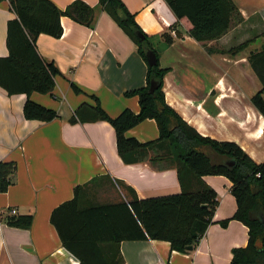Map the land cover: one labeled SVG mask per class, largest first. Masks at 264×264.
Returning a JSON list of instances; mask_svg holds the SVG:
<instances>
[{"label":"crops","instance_id":"0c3cea01","mask_svg":"<svg viewBox=\"0 0 264 264\" xmlns=\"http://www.w3.org/2000/svg\"><path fill=\"white\" fill-rule=\"evenodd\" d=\"M66 10L82 1L95 10L92 28L62 17L61 38L41 35L37 49L55 63L61 74L53 95L34 93L31 100L54 110L59 118L48 123L29 121L25 94L9 96L0 87V162L18 166L7 193H0V264H80L67 251L51 223L53 211L75 197V188L90 185L98 202L129 201L127 190L142 199L182 193L175 166L149 162L126 164L117 151L116 133L108 122L83 123L77 111L96 106L95 96L112 118L125 110L140 112L138 97L126 94L146 86L148 64L124 30L102 10L99 0H50ZM149 35L162 68L169 69L164 92L167 103L199 134L219 142L238 144L250 158L264 163V116L252 103L263 86L249 56L264 47V0H234L244 17L224 37L208 43L189 35L191 27L178 21L165 0H122ZM16 16L8 1L0 2V58L9 56L8 23ZM170 34L169 45L163 34ZM235 56L210 54L207 47L230 51L243 44ZM76 84L83 94L72 89ZM141 143L159 138L154 120L128 132ZM204 182L218 195L214 223L189 253L173 251L164 241H125L119 245L123 264H230L233 250L249 242V229L238 221L220 222L237 210L232 183L224 176H206ZM33 215L30 229L8 225L10 212ZM116 248H114L115 250ZM117 251V250H116Z\"/></svg>","mask_w":264,"mask_h":264},{"label":"trees","instance_id":"16d2710c","mask_svg":"<svg viewBox=\"0 0 264 264\" xmlns=\"http://www.w3.org/2000/svg\"><path fill=\"white\" fill-rule=\"evenodd\" d=\"M8 1L15 18L8 23L7 47L9 56L0 58V87L9 96L25 94L28 98L24 115L29 121L52 122L59 118L56 111L31 100L34 93L53 95L56 78L61 74L53 62L45 60L37 49L41 35L61 38L62 17L92 28L95 10L82 1L73 2L66 10L50 0ZM178 21H186L189 35L197 42L208 43L224 37L233 27L243 23L244 17L234 0H165ZM100 6L124 30L139 48L148 64L147 54L157 55L155 66L148 64L146 86L126 94L138 97L140 112L125 110L112 118L93 96L96 106L83 105L77 116L83 123L108 122L115 129L117 151L126 164L149 162L164 168L175 166L182 193L142 200L134 189L121 186L129 193V201L98 202L90 185L75 188V197L56 208L51 223L56 228L64 248L80 264H123L119 245L125 241H164L173 251L189 253L196 247L214 223L219 205L216 191L204 182L206 176H224L232 183L231 193L237 210L232 218L220 222L227 227L238 221L249 229V242L244 248L233 250L230 264H264V163L254 162L236 143L219 142L204 137L191 127L166 101L165 77L169 69L161 67L150 37L137 23L122 0H99ZM139 34L144 35L142 40ZM169 45L170 34H163ZM246 43L230 51L207 47L210 54L235 56ZM250 65L263 88L252 103L264 116V47L249 56ZM157 88L150 93L151 84ZM76 94L83 90L72 83ZM147 120H154L159 138L141 143L128 137V132ZM18 166L14 162H0V193H7L13 184ZM33 215L7 219L11 227L30 229ZM114 248H116L114 250ZM117 250V251H116Z\"/></svg>","mask_w":264,"mask_h":264},{"label":"water","instance_id":"95a60500","mask_svg":"<svg viewBox=\"0 0 264 264\" xmlns=\"http://www.w3.org/2000/svg\"><path fill=\"white\" fill-rule=\"evenodd\" d=\"M138 37H139L140 39H142V40L145 39L144 35H142V34H139ZM147 58H148V64H149L150 66H155V65H157V63H158L157 55H156L153 51H150V52L147 54ZM156 88H157V84H156V82H153V83L151 84L150 93H154V91L156 90ZM193 249H194V247H190V248H189V251H192Z\"/></svg>","mask_w":264,"mask_h":264},{"label":"built area","instance_id":"2783aa9c","mask_svg":"<svg viewBox=\"0 0 264 264\" xmlns=\"http://www.w3.org/2000/svg\"><path fill=\"white\" fill-rule=\"evenodd\" d=\"M17 214H18V211L17 210H12L11 212H10V217H15V216H17ZM9 218V217H8ZM5 219V216H4V214H3V212L2 211H0V226H1V224H2V221ZM7 220V219H6Z\"/></svg>","mask_w":264,"mask_h":264},{"label":"rangeland","instance_id":"374dc122","mask_svg":"<svg viewBox=\"0 0 264 264\" xmlns=\"http://www.w3.org/2000/svg\"><path fill=\"white\" fill-rule=\"evenodd\" d=\"M100 198H101L100 201H103L101 203H107V198L106 197H100Z\"/></svg>","mask_w":264,"mask_h":264}]
</instances>
